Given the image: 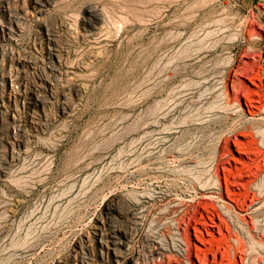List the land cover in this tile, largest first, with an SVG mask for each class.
<instances>
[{
  "label": "rangeland",
  "instance_id": "rangeland-1",
  "mask_svg": "<svg viewBox=\"0 0 264 264\" xmlns=\"http://www.w3.org/2000/svg\"><path fill=\"white\" fill-rule=\"evenodd\" d=\"M237 98L264 105V0H0V264H197L184 224L237 128L264 169ZM260 204L200 259L264 264Z\"/></svg>",
  "mask_w": 264,
  "mask_h": 264
},
{
  "label": "bare ground",
  "instance_id": "bare-ground-1",
  "mask_svg": "<svg viewBox=\"0 0 264 264\" xmlns=\"http://www.w3.org/2000/svg\"><path fill=\"white\" fill-rule=\"evenodd\" d=\"M249 83L255 85L253 82ZM251 94L252 90H244L242 98L247 99ZM249 103L244 104L246 109H242L237 98L235 100V113H239V111L246 112L249 120L258 115H264V105L257 102L256 105H252L256 108V111H253ZM243 131V128H237L235 130V136L230 140V143L233 144L232 149H234L237 157H232L228 149L225 153L218 154L219 160L224 155L225 161L223 163H220L217 158V162L209 166L205 171L208 173L206 182L198 187L201 191L199 200L197 201L200 211L197 210V212H194L192 220L188 219L189 221L184 224V236L188 239L186 259L194 256L197 264L215 263L213 260L209 262L200 259V255L203 256L218 243V240L213 238L215 232L220 236H222L223 228L228 232V229L239 218V213H247L249 208L256 202L258 203V201L261 203L258 211L264 212V169H257L255 172L249 168L247 163L241 161V158H248L249 155L247 151L249 143L247 148H245L244 142L237 140L238 136H243L244 138L249 137V134ZM260 132L262 133L264 142V128ZM232 162H234L235 166L231 164ZM251 189L257 190V195L260 199L255 197V193H251ZM190 229L193 232L192 237ZM205 235L209 237L208 240L204 238ZM193 239L202 245V248L191 245L190 241H193ZM153 254H155L156 258H159L162 252L158 248H155L154 253L151 252L152 261L154 259ZM210 255L213 259L216 258V253L213 255L210 253ZM182 262L183 264H195V262L190 263L188 260H182Z\"/></svg>",
  "mask_w": 264,
  "mask_h": 264
}]
</instances>
